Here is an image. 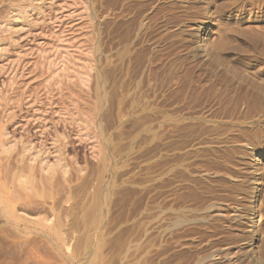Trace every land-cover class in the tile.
<instances>
[{"label": "rangeland", "instance_id": "rangeland-1", "mask_svg": "<svg viewBox=\"0 0 264 264\" xmlns=\"http://www.w3.org/2000/svg\"><path fill=\"white\" fill-rule=\"evenodd\" d=\"M0 12L20 46L72 53L92 101L59 127L67 180L0 215V264H264V0Z\"/></svg>", "mask_w": 264, "mask_h": 264}, {"label": "bare ground", "instance_id": "bare-ground-1", "mask_svg": "<svg viewBox=\"0 0 264 264\" xmlns=\"http://www.w3.org/2000/svg\"><path fill=\"white\" fill-rule=\"evenodd\" d=\"M4 18L7 17L0 12V75L5 76L0 87V215L21 219L22 216L16 214V209H34L33 203L39 194V188L47 189V186L55 184L57 187L60 181L67 180L68 134L60 132L59 127L79 121L77 111L86 112L84 108L92 101H89L90 93L84 89L87 73L83 71L85 76L74 79L72 70L68 71L72 65L67 66L70 60L66 59L72 56V53L56 45H53L49 52L41 47L20 46L14 34L9 36V33V37L4 35L11 30ZM8 47H12V50ZM3 57H6V60L2 59ZM74 70L76 69H73V72ZM63 71L66 72L63 74ZM67 178L69 179L68 176ZM50 188L49 190H52Z\"/></svg>", "mask_w": 264, "mask_h": 264}]
</instances>
